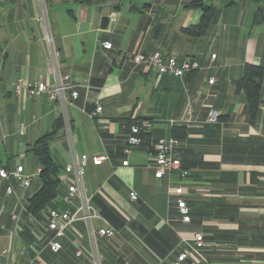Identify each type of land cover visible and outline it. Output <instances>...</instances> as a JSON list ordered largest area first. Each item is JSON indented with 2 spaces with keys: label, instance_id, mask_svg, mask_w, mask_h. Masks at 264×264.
<instances>
[{
  "label": "crops",
  "instance_id": "0c3cea01",
  "mask_svg": "<svg viewBox=\"0 0 264 264\" xmlns=\"http://www.w3.org/2000/svg\"><path fill=\"white\" fill-rule=\"evenodd\" d=\"M196 1L213 8L202 37L184 33L199 23L201 10L188 7ZM155 50L178 62L194 59L201 69L158 76L129 58ZM246 64L264 68V0H0V164L20 165L31 176L27 187L0 180V264H32L33 247L43 264H172L195 233L203 247L182 264H264V78L250 123L244 92L234 84ZM64 75L89 85L64 107L46 95L13 94L18 78L55 85ZM97 105L100 113L90 118ZM211 110L219 113L216 122L207 120ZM59 118L49 150L60 185L48 209L33 217L26 203L41 186L34 175L40 167L27 150ZM141 121L150 130L130 146L129 128ZM173 127L186 130L173 155L189 174L155 178V144ZM83 154L108 157L89 163L82 176L99 218L74 222L52 253L46 213L80 206L79 198L66 203L63 196L75 178L65 168ZM177 185L186 191L189 223L168 192ZM106 226L115 236L96 235Z\"/></svg>",
  "mask_w": 264,
  "mask_h": 264
},
{
  "label": "built area",
  "instance_id": "2783aa9c",
  "mask_svg": "<svg viewBox=\"0 0 264 264\" xmlns=\"http://www.w3.org/2000/svg\"><path fill=\"white\" fill-rule=\"evenodd\" d=\"M102 47L110 49L111 44L108 42L102 43ZM130 60L135 65H144L147 68H153L156 70L158 76L170 75L172 77L180 78L186 73L195 72L201 69L200 64L194 59H183L178 62L174 55H164L161 51L155 50L153 52H136L130 55ZM215 54L210 56L213 60ZM214 78L208 80L209 84H212ZM80 88L89 89L87 82L73 83L69 75H64L62 78L57 79L55 85H48L43 81H27L22 78H18L13 85V94L16 97H37L46 95L49 102L54 103L59 101L64 107L65 104H72V102L78 97V90ZM68 90V94H66ZM101 111L99 105L96 106L94 112L90 114V118H95ZM219 113L216 110H211L208 114V122H216L218 120ZM150 124L147 121H141L135 123L129 128V135L127 136V143L130 146H137L142 141V136L149 132ZM24 132V126L20 125L19 133ZM178 144V140L167 137L160 138L155 144L154 153V177L162 178L166 174L177 172L181 177L188 176V171L183 170L180 167V161L173 155L174 149ZM128 153V150H126ZM108 160L106 155H95L88 157L83 154L75 157L74 162L71 165L66 166L65 172H73L75 178L71 181H67V192L63 196V200L66 203H70L74 198H79L80 206L74 211H58L48 210L46 213V231L50 233L47 239V247L52 253H57L61 249L60 239L65 233L72 227L73 223L79 220L89 222L91 218H99L96 211L89 205L88 200L84 197V186L82 183V176L84 175L85 168L89 163L94 166H99ZM123 166L127 165V161L122 163ZM23 167L18 165L13 170L8 169L5 165L0 164V180L14 179L22 186L27 187L30 183L31 176H25L23 173ZM40 168L36 170L34 175L38 176ZM65 181V180H64ZM7 195L13 193L12 186H7L5 190ZM170 195L174 196V205L183 223L190 222V209L184 199L186 194L185 188L182 185L170 187L168 189ZM131 200H136L137 196L134 192L129 193ZM11 219L17 220V215L12 214ZM96 235L100 237L111 238L115 236L116 232L112 227L106 226L98 228ZM192 245L184 247L176 255L172 264H182L187 258L192 257L193 253L200 250L203 247V235L201 233H195L193 235ZM6 253V251H3ZM33 257L31 259L32 264H43L38 258L39 251L37 248H32ZM80 251L76 253L80 255ZM94 264H98L95 262Z\"/></svg>",
  "mask_w": 264,
  "mask_h": 264
},
{
  "label": "trees",
  "instance_id": "16d2710c",
  "mask_svg": "<svg viewBox=\"0 0 264 264\" xmlns=\"http://www.w3.org/2000/svg\"><path fill=\"white\" fill-rule=\"evenodd\" d=\"M188 7L199 8L201 10V17L196 26L184 30V33L191 37L204 36L212 19L213 8L204 5L200 1L192 2ZM255 21H258L257 16ZM263 78L264 68L246 64L243 68L242 77L234 82L237 91L244 92L248 121L250 123H253L256 117ZM61 125L62 120L59 118L53 129L39 137L27 150V152L31 153L37 159L41 170L38 175L41 186L26 203V211L33 217L47 210L57 196L60 185L58 167L51 156L49 143L56 137ZM170 136L176 140L184 139L186 137V130L184 127H173L170 131Z\"/></svg>",
  "mask_w": 264,
  "mask_h": 264
},
{
  "label": "water",
  "instance_id": "95a60500",
  "mask_svg": "<svg viewBox=\"0 0 264 264\" xmlns=\"http://www.w3.org/2000/svg\"><path fill=\"white\" fill-rule=\"evenodd\" d=\"M108 21H109V19L107 17H103L101 20V23H100V27L102 29H106L108 26Z\"/></svg>",
  "mask_w": 264,
  "mask_h": 264
}]
</instances>
